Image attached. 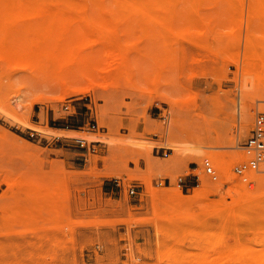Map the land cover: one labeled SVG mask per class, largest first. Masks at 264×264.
<instances>
[{
  "label": "rangeland",
  "instance_id": "rangeland-1",
  "mask_svg": "<svg viewBox=\"0 0 264 264\" xmlns=\"http://www.w3.org/2000/svg\"><path fill=\"white\" fill-rule=\"evenodd\" d=\"M254 2L164 5L176 17L160 5L148 14L126 9V3L107 2L105 11L101 4H89L85 16L58 24L74 33L85 25L115 28L123 48L109 58L107 35H92L89 54L107 75L93 86L75 68L77 92L63 94L43 67L0 49V264H168L173 254L199 264L220 254L218 264H242L251 245L250 252L264 254V243L246 223L234 228L214 212L216 204L231 206L238 195L253 197L251 211L264 216V187L257 177L264 171L249 173L254 189L233 172L244 158L255 114L264 110L258 104L264 75L246 59L264 45V25L249 19L262 0ZM169 23L176 30L163 35L160 29ZM31 24L38 22L28 13H0V43L31 42ZM21 28L24 32L13 36ZM100 37L104 41L95 43ZM117 63L125 71L113 72ZM239 104L252 112L251 124L243 129ZM62 131L102 140L59 137ZM203 148L222 154L206 150L198 163L192 155ZM205 158L212 160L217 180L204 173ZM180 177L188 189L178 185ZM205 182L220 186L209 187L203 200L183 209L186 222L169 225L160 219L154 190L177 188L192 196ZM131 187L135 194L129 193ZM238 235L244 237V249H227Z\"/></svg>",
  "mask_w": 264,
  "mask_h": 264
},
{
  "label": "bare ground",
  "instance_id": "bare-ground-1",
  "mask_svg": "<svg viewBox=\"0 0 264 264\" xmlns=\"http://www.w3.org/2000/svg\"><path fill=\"white\" fill-rule=\"evenodd\" d=\"M180 1L181 0H0V13H3V12L28 13V15L30 16L32 20H35L38 22V24H31V26L28 27V31L29 32L31 31L35 36V38L31 42L22 44L23 42H20V41L9 42L8 40H5L0 43V49L6 52L8 55L18 57L19 59L26 60V61H29L30 63L43 67L47 73V76L57 85L58 88H60L63 94L70 93V92H77L79 91V89H77L78 87L75 85V82L73 81L74 76L72 75L75 68L81 71V74L78 75V77L86 80L90 84H93V86H96V84L98 83V79H104L103 77L107 75V72L101 70L98 63L93 58H91L89 54L90 50H92L94 47L93 44L88 41L89 38L94 34L99 35V36L107 35L106 36L107 39L105 40L106 41L105 48H107V52H109L108 54L109 58H111L114 54L118 56L120 52L122 51L123 46L119 42V40L114 38V36L117 35L118 33V30L115 28L104 29V28H97L95 26L85 25L79 31L74 33L73 30L68 26L61 27V25L58 24L60 21H70V20L79 18L81 16H85L88 10L91 9L89 7L91 5L89 4H94V5L98 4L97 5L98 7L100 4L101 6H103L107 2L112 3V4L126 3L128 5L126 9L134 10L138 12H142V11L144 12L146 10L150 11L151 6L153 5H160L161 11L166 10L168 9V7L164 8V5L179 3ZM193 1L198 2L201 0H192V2ZM252 1L256 2L257 0H252ZM255 2L253 3L254 5H255ZM258 5H260V2L257 3V5H255L254 7L252 6L253 8L251 9V12L249 14V19L250 21H258L259 23L264 25V0H262V3L260 6ZM155 7L156 6H154V8ZM100 9L101 11L106 10L104 6L100 7ZM170 9L171 8L168 9V13L170 12ZM98 10L99 9H97V11ZM154 11L156 10L154 9ZM156 12L158 13L159 11L157 10ZM147 13L145 14V16L147 15ZM181 13L179 12L178 15L181 16ZM170 14L172 15L174 14L173 16L175 17L177 16L175 13H172V12H170ZM167 16L168 14L166 15V17ZM152 17L154 16L152 15ZM152 17H150V19H153ZM41 20H48V22L39 23V21ZM171 22L173 23V20H171ZM171 24L170 23L168 24L170 25V27L167 26L165 28L162 27V29H160L163 35L165 34L170 35L175 32L176 26L174 28L173 27L174 25L173 24L171 25ZM10 32H13V31H6V33H10ZM21 32H24V28L17 29L12 34L13 36L14 35L16 36L17 34ZM103 39L104 38L100 37L95 41V43L104 41ZM250 48L252 49L251 46ZM261 50L262 52L260 53H256L255 51L248 52L249 54H248V57H246V59H248V62L251 68L255 72H258L259 74L264 75V45L263 47H261ZM120 57H123V55ZM121 64L117 63V65L114 67L115 71L113 72L121 73L125 71L123 70L122 67H120ZM261 79L260 81H262ZM258 100H259L258 102H260V103L257 102L259 105L264 104L262 103L264 102V98H261ZM238 106H239L238 108L239 126L241 129H243L244 127L248 126V124H251L252 112L250 111L248 106H241L240 104ZM187 132L191 133L189 130H187ZM68 135L75 136L77 138H82L87 141L102 140V136H98L94 134L82 135L76 132H63L59 134V137L68 136ZM209 140L210 139L208 138L207 142L211 141ZM160 145L167 146L163 144H160ZM206 148H214V147L209 145ZM206 148H203L198 153H195V154L193 153L194 155L192 156H194V158L197 159L196 162L200 163L201 157L204 155V153H206L205 152L206 150L208 153V149ZM210 153L208 154L211 156H214L215 154L216 156V154L219 152L214 153L212 151V154ZM220 153L222 154V152ZM260 171H264V170L260 169ZM257 177L260 180V181L258 180V182L260 183V186L264 187V176L258 175ZM219 186H220L219 182H215V183L205 182L201 188H196L194 190V193L192 196H185L182 193V191H180L177 188L171 189V190H163V189L154 190L153 189L154 190L153 200L155 201L156 210L159 211L160 219L167 221L169 225H172L175 222L183 224L184 222H186L187 218L189 219V216L185 214V212H183V209L187 206H193L194 204L203 200L207 196L206 193L209 187L215 188ZM250 186H251V189H254L253 184ZM237 196L234 197L235 202L231 206H227L222 203L216 204L217 208L215 207L214 212L217 213V215L220 214L221 216H223L224 220H228L229 224L233 226L234 228L243 226V224L246 223L247 231L253 232L255 234V238L260 240V242L264 243V236H263L264 216L262 215L258 216L256 212L251 211L252 204L254 201L253 197L246 196L242 198L240 196L238 197ZM169 209H172L173 211H170ZM202 214L203 212H200L197 215H194V217L200 218ZM211 235L213 236L215 234L212 233ZM244 244H245V241H244L243 235H238V237L236 238L235 245H232L231 247L227 245V249H230V250H236L239 248L244 249V248H241L245 246ZM214 245L224 247L225 244L221 241H216ZM248 247L247 248L245 247V250L249 249V252L247 251L248 252L247 254L249 253L251 254L246 255L244 253L245 256L241 257L242 264H264V254H262L261 251L260 252L254 251V253H252L253 250H255L254 248L255 246L252 247L251 245ZM250 250L252 252H250ZM262 252H264L263 249H262ZM218 255L220 254H217L214 257L211 256V258L206 264H218L219 263ZM220 261H221V258H220ZM167 262L168 264H196V263L199 264V263H202L200 260L198 261L195 260L192 262H190L189 260L182 261L181 256H179L178 254L171 255Z\"/></svg>",
  "mask_w": 264,
  "mask_h": 264
},
{
  "label": "built area",
  "instance_id": "built-area-1",
  "mask_svg": "<svg viewBox=\"0 0 264 264\" xmlns=\"http://www.w3.org/2000/svg\"><path fill=\"white\" fill-rule=\"evenodd\" d=\"M67 109V107H65ZM81 147H85L88 151L94 152L95 147H88L84 141H79ZM243 152L244 158L240 161L236 162L233 167V172L242 177V179L248 183V185H252V181H248V175L250 172L259 171L264 168V110L257 111L255 114V118L253 121V126L250 131L249 136L243 144ZM165 156L167 154H164ZM203 170L204 173L209 175L213 180H217L218 174L214 169V165L210 158H205L203 160ZM194 181L196 183L199 182L200 176L199 174H193ZM116 185L120 186V181L115 180ZM178 185L188 189L189 186L184 184V180L182 177L178 179ZM130 194H135V187H131L129 190Z\"/></svg>",
  "mask_w": 264,
  "mask_h": 264
},
{
  "label": "crops",
  "instance_id": "crops-1",
  "mask_svg": "<svg viewBox=\"0 0 264 264\" xmlns=\"http://www.w3.org/2000/svg\"><path fill=\"white\" fill-rule=\"evenodd\" d=\"M55 127H56V129H59V130L77 131V129H75V128H68V127L65 128V127H57V126H55ZM76 142L79 143V141H77V140H76Z\"/></svg>",
  "mask_w": 264,
  "mask_h": 264
}]
</instances>
